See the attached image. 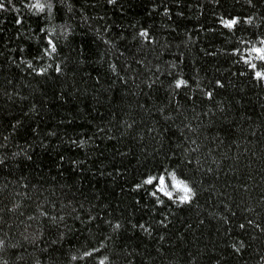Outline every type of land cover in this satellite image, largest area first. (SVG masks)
<instances>
[{"label": "trees", "instance_id": "trees-1", "mask_svg": "<svg viewBox=\"0 0 264 264\" xmlns=\"http://www.w3.org/2000/svg\"><path fill=\"white\" fill-rule=\"evenodd\" d=\"M253 48L264 0H0V264H264Z\"/></svg>", "mask_w": 264, "mask_h": 264}, {"label": "snow or ice", "instance_id": "snow-or-ice-1", "mask_svg": "<svg viewBox=\"0 0 264 264\" xmlns=\"http://www.w3.org/2000/svg\"><path fill=\"white\" fill-rule=\"evenodd\" d=\"M235 23H236V21H234V20L229 21L226 23L225 26L231 27ZM253 51L258 54L259 59L264 60V49L254 48ZM253 67H255V66L253 65ZM256 75L258 78H264V74H262L260 72H257ZM181 83H183V82H178L177 87H179ZM172 179L174 181L173 187H175L178 191H182L184 193V195L180 198L181 202H187L191 197L192 189L189 188L188 185L185 184L183 181L176 180L174 175H173ZM145 183L151 184L152 179L150 178V179L146 180ZM160 183H161V188L159 190L165 191L164 187H163V184H164L163 177L160 178ZM165 195H168L169 198H171V193L165 191ZM101 264H103V261L101 262Z\"/></svg>", "mask_w": 264, "mask_h": 264}, {"label": "rangeland", "instance_id": "rangeland-1", "mask_svg": "<svg viewBox=\"0 0 264 264\" xmlns=\"http://www.w3.org/2000/svg\"><path fill=\"white\" fill-rule=\"evenodd\" d=\"M253 49H254V48H253ZM253 49H252V56L258 58V54H257L256 52H254ZM260 49H264V48H260ZM260 73L264 74V72H260ZM161 177H162V176H161ZM161 177H159V178L157 179V183H156V189H157V190H159V189L161 188V183H160V178H161ZM163 180H164V184H163L164 190H165L166 192L171 193V196H175L176 198L180 199V198L184 195V193H183L182 191H178L175 187H173V184H174V181H173V180L170 182V184H168V183L165 181L164 178H163ZM176 180H177V179H176ZM178 181H179V180H178ZM159 191H160V190H159ZM165 191H160V192H162V193L165 194ZM180 200H181V199H180Z\"/></svg>", "mask_w": 264, "mask_h": 264}]
</instances>
